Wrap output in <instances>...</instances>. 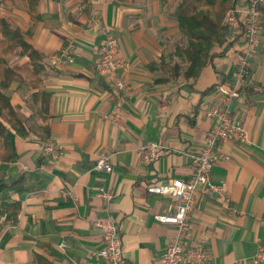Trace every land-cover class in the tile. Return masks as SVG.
<instances>
[{
	"label": "crops",
	"instance_id": "obj_1",
	"mask_svg": "<svg viewBox=\"0 0 264 264\" xmlns=\"http://www.w3.org/2000/svg\"><path fill=\"white\" fill-rule=\"evenodd\" d=\"M151 2L145 11L136 0H38L32 21L21 0H0V17L41 54L36 88L0 82L26 131L20 135L0 116L13 154L0 162V177L18 180L0 198L20 205L15 222L1 218L0 264L102 263L92 222L105 217L118 227L126 264H161L175 228L155 220L172 208L158 188L192 175L191 155L213 126L205 109L218 100L215 88L207 90L231 81L244 39L226 35L194 77L160 73L162 60L175 63L181 32L161 3ZM96 23L116 39L117 57L128 66L119 97L95 66L103 38ZM9 65L31 69L26 55L15 54ZM249 74L252 85L231 104L248 142L220 144L228 160L211 169V180L225 185V199L198 188L189 213L186 242H203L209 264H251L264 252V6ZM37 91L48 94L46 120L36 113L39 102L31 95ZM47 140L61 154H44ZM150 144L158 146L157 156L147 161L139 148ZM100 154L109 156L110 172L94 169Z\"/></svg>",
	"mask_w": 264,
	"mask_h": 264
},
{
	"label": "built area",
	"instance_id": "obj_2",
	"mask_svg": "<svg viewBox=\"0 0 264 264\" xmlns=\"http://www.w3.org/2000/svg\"><path fill=\"white\" fill-rule=\"evenodd\" d=\"M244 1L243 5H234L233 8L228 9L224 16L227 33L231 34V37L242 36L244 48L237 56L231 81L215 88L218 100L205 109V117L213 122V126L204 137L201 150L191 155L193 173L186 181L173 179L169 184L158 188L160 194L170 198L172 208L165 213L157 214L155 220L159 223L172 224L175 228L161 258V264H209L203 242H186L189 213L195 203L196 191L202 188L206 193H216L219 198L225 199V185L215 184L211 180V169L214 164L217 161L228 160L225 154L219 152L218 147L226 141L237 144L248 142V133L242 121L231 114V104L244 93V88L252 85L249 67L256 52L264 0ZM95 26L103 34L98 46L96 69L107 81L111 94L119 97V94L126 91L122 73L128 69V66L117 57V42L113 35L98 23ZM116 106H121V103L117 102ZM157 149V145L150 144L141 146L139 151L145 155V160L149 161L156 158ZM42 151L44 154H61L59 147L48 140L42 142ZM93 167L96 170L110 172L109 156L100 154ZM100 197L106 202L110 200L111 195L102 193ZM92 227L98 231L102 243L101 249L96 253V257L102 263L95 264H126L124 248L116 224L109 217H105L93 221ZM263 261L264 252L260 249L251 258V264H260ZM65 264L85 263L67 261Z\"/></svg>",
	"mask_w": 264,
	"mask_h": 264
},
{
	"label": "trees",
	"instance_id": "obj_3",
	"mask_svg": "<svg viewBox=\"0 0 264 264\" xmlns=\"http://www.w3.org/2000/svg\"><path fill=\"white\" fill-rule=\"evenodd\" d=\"M32 21L38 20L36 6L38 0H21ZM86 2L87 0H83ZM118 2H128L129 0H116ZM191 1V0H184ZM8 2V0H4ZM198 6L191 8V12L180 8L176 15V23L184 37V44L175 46L172 59L178 57L186 62L183 70L185 78L194 77L199 70L208 62L212 61L216 52L213 47L222 46L228 32L227 27L222 26L224 11L233 8L236 0H194ZM231 44H229L230 46ZM27 56L30 67L22 68L9 65L10 57L14 55ZM41 54L34 49L25 39V35L18 29L11 27L8 20L0 17V82L2 87L7 86L12 81H20L31 88H36L39 84L38 74L41 69ZM161 70L176 77L180 74V64L175 61L173 64L160 63ZM33 71L31 74L30 72ZM219 84L208 88L210 91ZM32 98L38 100L39 107L36 113L43 120L47 119L48 94L42 91L32 93ZM0 116L4 117L9 128L15 130L20 135H26V131L17 116L16 111L10 104L9 98L0 91ZM9 128L0 122V162L8 163L13 159L10 143L7 139ZM18 183V180L6 183L0 177V193L11 188ZM20 210L18 202L7 203L0 198V227L1 218L5 221L15 222ZM39 260V259H37Z\"/></svg>",
	"mask_w": 264,
	"mask_h": 264
},
{
	"label": "rangeland",
	"instance_id": "obj_4",
	"mask_svg": "<svg viewBox=\"0 0 264 264\" xmlns=\"http://www.w3.org/2000/svg\"><path fill=\"white\" fill-rule=\"evenodd\" d=\"M136 1L138 2V5L142 6L145 9V11H147V9L150 10V9L153 8V3L151 1H154L155 2V0H140L142 2H139V0H136ZM158 1L163 6L162 9L164 10V12H166V13L168 12L171 15V17L174 18L175 22H176L175 15H176L177 11L180 8H182V9L186 10L188 13H190L191 12V8H193L195 6H198V4H196L194 2V0H191L189 2L188 1L185 2L184 0H171L172 1L171 4H168V5H166L165 3H163L164 0H158ZM165 2H166V0H165ZM226 11H224L223 17H222V20H221L222 26H224V16H225ZM260 23H261V21H260ZM259 28H260V26H259ZM180 34L181 33H179V35L175 38V41H176L175 42V46H177V45H183L184 42H185L183 35L182 34L180 35ZM226 35L229 38H233V37H231L232 36L231 34H228L227 33ZM225 41H226V39H225ZM174 59H176V61H179V58L176 57V56H175ZM185 68H186V65L185 66H180V71H181L180 74H179L180 77H184L183 76V70H185ZM160 71H162L160 73H164L166 75L168 74L169 76H171L170 73L165 72L164 70H160ZM160 73H158V74H160ZM179 76H176V77H179ZM48 141H50V140H48ZM54 145H56V144H54ZM54 155H59V153H55Z\"/></svg>",
	"mask_w": 264,
	"mask_h": 264
}]
</instances>
